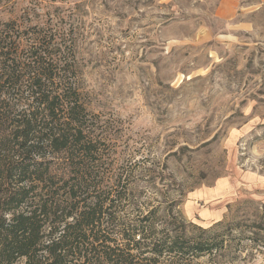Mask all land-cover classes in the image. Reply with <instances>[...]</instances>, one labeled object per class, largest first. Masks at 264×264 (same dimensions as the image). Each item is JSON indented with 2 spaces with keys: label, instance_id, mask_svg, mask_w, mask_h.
Segmentation results:
<instances>
[{
  "label": "rangeland",
  "instance_id": "rangeland-1",
  "mask_svg": "<svg viewBox=\"0 0 264 264\" xmlns=\"http://www.w3.org/2000/svg\"><path fill=\"white\" fill-rule=\"evenodd\" d=\"M13 20L76 40L112 172L224 242L196 264H264V0H0Z\"/></svg>",
  "mask_w": 264,
  "mask_h": 264
},
{
  "label": "trees",
  "instance_id": "trees-1",
  "mask_svg": "<svg viewBox=\"0 0 264 264\" xmlns=\"http://www.w3.org/2000/svg\"><path fill=\"white\" fill-rule=\"evenodd\" d=\"M68 36L0 21V264H196L223 248L112 172Z\"/></svg>",
  "mask_w": 264,
  "mask_h": 264
}]
</instances>
